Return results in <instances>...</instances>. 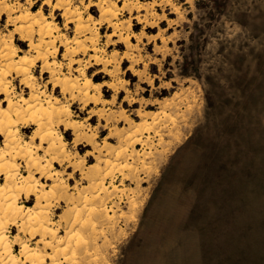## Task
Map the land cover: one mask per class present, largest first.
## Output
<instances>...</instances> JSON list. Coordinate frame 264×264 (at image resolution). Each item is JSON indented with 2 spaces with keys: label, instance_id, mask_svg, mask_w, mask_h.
Masks as SVG:
<instances>
[{
  "label": "rangeland",
  "instance_id": "374dc122",
  "mask_svg": "<svg viewBox=\"0 0 264 264\" xmlns=\"http://www.w3.org/2000/svg\"><path fill=\"white\" fill-rule=\"evenodd\" d=\"M0 80L20 261L264 264V0H0Z\"/></svg>",
  "mask_w": 264,
  "mask_h": 264
},
{
  "label": "bare ground",
  "instance_id": "6f19581e",
  "mask_svg": "<svg viewBox=\"0 0 264 264\" xmlns=\"http://www.w3.org/2000/svg\"><path fill=\"white\" fill-rule=\"evenodd\" d=\"M23 61V60H22ZM18 67L17 70L27 74L24 78H23V82L26 85H31L30 82V74H29V69L28 68H23L20 64V62L18 63ZM48 69V68H47ZM93 80H91V78H88L87 82L88 83V88L89 86L93 85L94 83L92 82ZM1 80H0V84H1ZM98 84L95 83V86H97ZM99 88V86H97ZM5 90L8 91L5 87ZM8 98V106L4 107L2 106L0 108V116L3 118V121L6 120L8 122V124H13L12 118L14 113L16 115H18L20 112L18 111V109H14L11 110L13 105V101L12 98L10 97V95H7ZM22 101H24V98H21ZM67 112V113H66ZM50 115L51 112H46ZM58 113H65L68 115V111L67 109L62 110ZM37 116H32L31 119L34 120L35 122L38 121L39 119H36ZM41 124L40 120H39V125ZM68 124V123H67ZM4 124L2 122H0V132L5 133L6 139L12 137V140L15 142L16 145H21L20 148L26 150V152H28L29 155L32 156V154L35 152H33V149L31 147V143L30 142H25L24 144L21 142V138L19 137V133L17 130L11 131V130H7L5 128V126H3ZM36 134V133H35ZM53 133L52 132H48L45 135H42V138H48V137H52ZM62 145V144H61ZM50 146H54V143L52 142ZM4 157V153L0 152V158ZM43 174H46L48 177H52L53 175H56V173H54L53 175H51L50 173H47L44 169L40 168ZM16 173H6V180L4 184L0 183V210H1V214H3L4 216H20V215H24L26 213H31V211L33 210V208L31 207H26V209H24L23 205H19L17 198L13 195L16 191H23L26 193V195H30V194H35L36 196V204L35 205H40L42 199L47 196L45 194H39L37 188L40 186V183L35 182L33 185H29L27 183V187H23V184L25 182H28L29 179L25 178V180L23 182L20 183V185L15 181H14V177H15ZM9 181H12L11 183H9ZM13 184V185H12ZM36 184V185H35ZM102 185V182H97L94 186L95 187H100ZM16 186V188H15ZM41 186H43V184H41ZM37 187V188H36ZM101 201V200H100ZM43 210V209H41ZM45 212L39 211L38 216H35L33 218H30V220L34 221L35 223L41 225V228L43 232H46V224L50 223V221L48 220L49 218L46 217V213ZM1 217V216H0ZM42 217V219H41ZM23 229L25 228V226L22 224H20ZM49 233V231H48ZM50 234L55 236L56 231H50ZM39 241H43L42 238ZM46 244L51 245V242L47 241ZM0 257H2V264H25V261H20L19 257L17 256V254H15L12 251V246L8 241V236L7 234L2 231V229L0 228ZM21 252L23 255H25V259L29 262L30 264H40L43 262V259L41 258L40 254H39V250L36 249L35 247L31 248L28 244H22L21 247ZM53 264V263H52Z\"/></svg>",
  "mask_w": 264,
  "mask_h": 264
},
{
  "label": "clouds",
  "instance_id": "9594fccd",
  "mask_svg": "<svg viewBox=\"0 0 264 264\" xmlns=\"http://www.w3.org/2000/svg\"><path fill=\"white\" fill-rule=\"evenodd\" d=\"M38 2V0H29V4L31 5L32 3ZM44 3L50 2V0H43Z\"/></svg>",
  "mask_w": 264,
  "mask_h": 264
}]
</instances>
